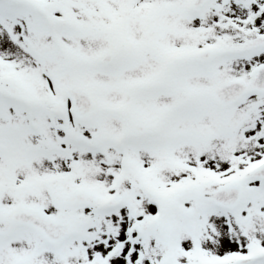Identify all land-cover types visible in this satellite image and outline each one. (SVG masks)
I'll return each instance as SVG.
<instances>
[{"label": "snow or ice", "instance_id": "obj_1", "mask_svg": "<svg viewBox=\"0 0 264 264\" xmlns=\"http://www.w3.org/2000/svg\"><path fill=\"white\" fill-rule=\"evenodd\" d=\"M0 264H264V0H0Z\"/></svg>", "mask_w": 264, "mask_h": 264}]
</instances>
